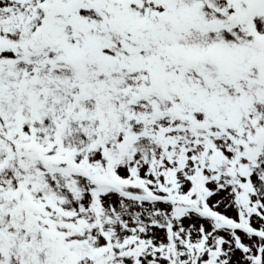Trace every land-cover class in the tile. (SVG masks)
Instances as JSON below:
<instances>
[{"label":"snow or ice","instance_id":"snow-or-ice-1","mask_svg":"<svg viewBox=\"0 0 264 264\" xmlns=\"http://www.w3.org/2000/svg\"><path fill=\"white\" fill-rule=\"evenodd\" d=\"M0 264H264V0H0Z\"/></svg>","mask_w":264,"mask_h":264}]
</instances>
